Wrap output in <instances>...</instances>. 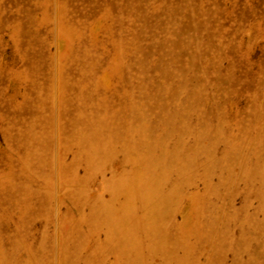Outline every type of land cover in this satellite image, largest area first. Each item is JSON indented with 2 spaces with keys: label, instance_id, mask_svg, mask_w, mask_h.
Returning a JSON list of instances; mask_svg holds the SVG:
<instances>
[{
  "label": "rangeland",
  "instance_id": "1",
  "mask_svg": "<svg viewBox=\"0 0 264 264\" xmlns=\"http://www.w3.org/2000/svg\"><path fill=\"white\" fill-rule=\"evenodd\" d=\"M0 264H264V0H0Z\"/></svg>",
  "mask_w": 264,
  "mask_h": 264
}]
</instances>
